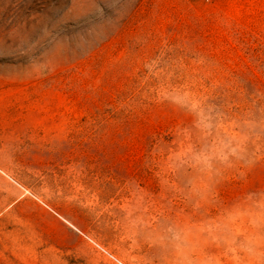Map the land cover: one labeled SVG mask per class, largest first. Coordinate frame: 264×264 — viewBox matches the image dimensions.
<instances>
[{
  "label": "rangeland",
  "instance_id": "1",
  "mask_svg": "<svg viewBox=\"0 0 264 264\" xmlns=\"http://www.w3.org/2000/svg\"><path fill=\"white\" fill-rule=\"evenodd\" d=\"M105 251L264 264V0H0V264Z\"/></svg>",
  "mask_w": 264,
  "mask_h": 264
},
{
  "label": "built area",
  "instance_id": "2",
  "mask_svg": "<svg viewBox=\"0 0 264 264\" xmlns=\"http://www.w3.org/2000/svg\"><path fill=\"white\" fill-rule=\"evenodd\" d=\"M104 250V249H103ZM106 252V251H105ZM107 253V252H106ZM108 254V253H107ZM109 256H110V258L112 259V260H114L115 262H117V263H119V264H122V262L116 257V256H114L113 254H108Z\"/></svg>",
  "mask_w": 264,
  "mask_h": 264
}]
</instances>
